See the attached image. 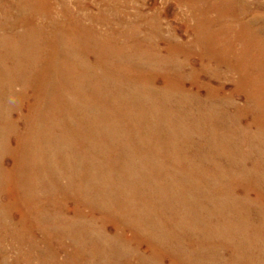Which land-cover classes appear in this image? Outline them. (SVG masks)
<instances>
[{"label": "rangeland", "instance_id": "1", "mask_svg": "<svg viewBox=\"0 0 264 264\" xmlns=\"http://www.w3.org/2000/svg\"><path fill=\"white\" fill-rule=\"evenodd\" d=\"M71 26L77 37L71 32L70 37L60 36L61 29ZM260 43L264 0H0V126L7 128L0 140V171L10 168L18 178L13 173L18 169L21 178L27 177L20 181V193L29 190L26 194L41 207L68 217L59 220L53 233L25 229L18 240L10 231L1 233L0 264H18L17 257L25 259L31 251L35 259L30 264H40L39 254L47 247L45 259L55 258L57 264H183L166 254L151 256L148 235L158 248L186 256L188 264H264ZM52 65L58 73L70 70L80 76L60 83L56 74L42 89V75L53 70ZM44 92L46 96L38 95ZM38 106L55 117L57 138L52 141L43 140L41 133L44 137L47 130L42 121L31 119ZM97 116H110L120 125L110 138L98 128L94 135ZM31 126L36 133L30 132L26 148L16 138L28 135ZM119 142L129 143L130 150L122 152ZM57 156L62 163L57 177H50L38 160L53 165ZM34 158L40 165L35 166ZM146 159L151 164L144 163ZM14 162L22 166L16 169ZM75 163L78 176L72 174ZM59 187L68 189L66 199ZM103 197L127 206L125 217L137 222L136 232L123 225V218L115 220L104 209L93 208ZM7 198L0 190V205ZM76 202L81 211L73 217ZM58 206L66 209V216ZM13 215L5 214L11 226L19 224L18 214ZM65 223L80 229L78 239L69 235ZM203 230L224 242L216 236L204 245ZM93 244L100 245L99 251Z\"/></svg>", "mask_w": 264, "mask_h": 264}, {"label": "bare ground", "instance_id": "2", "mask_svg": "<svg viewBox=\"0 0 264 264\" xmlns=\"http://www.w3.org/2000/svg\"><path fill=\"white\" fill-rule=\"evenodd\" d=\"M136 1V0H135ZM59 5V4H58ZM210 5V4H209ZM226 5V4H225ZM215 6V5H214ZM222 6V5H221ZM13 8V7H12ZM81 12V11H80ZM67 13V12H66ZM108 13V12H107ZM233 13V12H232ZM57 16V15H56ZM39 24V23H38ZM63 25V24H62ZM56 28V27H55ZM172 28V27H171ZM56 32V31H55ZM63 33V34H61L60 36H63V35H68V37H70V35H69V33L71 32L72 33V37H77V34H78V31H77V29H76V27L75 26H71V28H69V29H61L60 30V32L59 33ZM261 32V31H260ZM209 33V32H208ZM263 33V32H262ZM224 35V34H223ZM258 35V34H257ZM40 36V35H39ZM34 37V36H33ZM160 37V36H159ZM67 38V37H66ZM110 39V38H109ZM54 41V40H53ZM36 42H38V41H36ZM62 41H60V43H61ZM67 42V41H66ZM100 42H102V41H100ZM54 44V43H53ZM52 45V44H51ZM76 45V44H75ZM186 45V44H185ZM123 46V45H122ZM37 47V46H36ZM264 47V43H260V48L262 49ZM164 48V47H163ZM257 48H258V46H257ZM53 49V48H52ZM55 50V49H54ZM11 51V50H10ZM79 51H81V50H79ZM201 51V50H200ZM64 52V51H63ZM100 52V51H99ZM98 52V53H99ZM242 52V51H241ZM26 53V52H25ZM42 53V52H41ZM137 55V54H136ZM140 55V54H139ZM245 55V54H244ZM248 55V54H247ZM146 56V55H145ZM189 58V57H188ZM218 59V58H217ZM151 60V59H150ZM163 60V59H162ZM52 61V60H51ZM148 62V61H147ZM180 62V61H179ZM30 63V62H29ZM57 65V64H56ZM56 65H52V68H53V70H46V73L45 74H43L42 76H43V78H41L42 79V85L41 86H43V88L42 89H45L46 90V88H44V85L45 84H47V85H49V84H51L52 83V81L53 80H55V77H57L56 76V74H58V76H59V78L61 79L59 82L61 83V81L62 82H66V81H69L70 83H71V81L73 80V77H75V76H77L76 74H78V76H80V73L78 72L77 73V71L75 72V71H70V70H65L66 71V75L63 73V71L61 72V73H58V70H56V69H58V67H55ZM232 67V66H231ZM157 70V69H156ZM16 71V70H15ZM30 71V70H29ZM64 71V72H65ZM126 73V72H125ZM14 74V73H13ZM62 75V76H61ZM82 76V75H81ZM64 77V78H63ZM87 78V77H86ZM57 79V78H56ZM84 80V79H83ZM58 81V80H57ZM246 81V80H245ZM56 82V81H55ZM59 83V84H60ZM73 83V82H72ZM247 83H249V82H247ZM119 84V83H118ZM46 85V86H47ZM61 85V84H60ZM63 85V84H62ZM84 85V84H83ZM94 85V84H93ZM40 86V85H39ZM54 87H58L57 86V84H54ZM60 87V86H59ZM63 87V86H62ZM67 87V86H66ZM166 88V87H165ZM41 89V88H40ZM52 89V88H51ZM62 89H64V88H62ZM164 89V88H163ZM58 90H60V89H58ZM120 90V89H119ZM24 91V90H23ZM67 91V90H66ZM94 91V90H93ZM92 91V92H93ZM55 92H58V91H55ZM95 92V91H94ZM138 92V91H137ZM162 91H160V93H161ZM166 92V91H165ZM128 93V92H127ZM157 93V92H156ZM261 93H263V92H261ZM39 96H46L47 95V93H42V94H38ZM56 95V94H55ZM54 95V96H55ZM58 95V94H57ZM73 95V94H72ZM161 95V94H160ZM255 96V95H254ZM8 97H10V96H8ZM58 97V96H57ZM51 98H52V96H51ZM162 98V97H161ZM58 99V98H57ZM88 99V98H87ZM91 99V98H90ZM178 99V98H177ZM41 100V99H40ZM39 100V101H40ZM43 100V99H42ZM51 100H53V99H51ZM158 100V99H157ZM49 102V101H48ZM52 102V101H51ZM54 102V101H53ZM57 102V101H56ZM60 102V101H59ZM59 102H57V103H59ZM69 102V101H68ZM83 102V101H82ZM213 102V101H212ZM40 103V102H39ZM56 103V104H57ZM202 103V102H201ZM55 104V103H54ZM55 104V105H56ZM114 104V103H113ZM42 105V104H41ZM44 105V104H43ZM93 106V105H92ZM51 107V106H50ZM157 107V106H156ZM94 108V107H93ZM112 108V107H111ZM146 108V107H145ZM43 108L41 107V106H38V107H36L32 112H33V114H32V116H31V119L33 118V120L37 123L38 121H42V128L43 129H46L47 130V133L45 134L44 133V137H43V134L41 133V136H42V138H43V140L44 141H46V142H49V141H52V139H54V138H57V135L55 134V132H54V125H55V117H53L52 116V114L53 113H51V112H48V116L45 114V112H46V109L43 111L42 110ZM54 109V108H53ZM52 109V110H53ZM65 109V108H64ZM199 109V108H198ZM207 109V108H206ZM56 110V109H55ZM47 111H48V109H47ZM72 111V110H71ZM111 111V110H110ZM134 111V110H133ZM187 111V110H186ZM207 112V111H206ZM64 113V112H63ZM110 113V112H109ZM170 113V112H169ZM189 113H191L192 114V112L190 111ZM147 114V113H146ZM205 114V113H204ZM216 114V113H215ZM27 115V114H26ZM120 115V114H119ZM66 116V115H65ZM101 116V115H100ZM204 116V118H208L207 116H206V114L205 115H203ZM25 117V116H24ZM84 117V116H83ZM11 118V117H10ZM97 118H98V120H94L92 123V131H93V133H94V135H95V129H100L101 131H104V132H106V133H108L107 135H103L104 137H109L110 138V132L112 131V132H114L115 130H116V127H120V125L118 124H116L115 125V123H113L112 121H111V117L110 116H105V117H99V116H97ZM133 118V117H132ZM132 118L131 119H129V120H132ZM158 119V118H157ZM212 119V118H211ZM7 120V119H6ZM10 120V119H9ZM113 120V119H112ZM208 120V119H207ZM126 121V120H125ZM136 121V120H135ZM213 121V120H212ZM125 123V122H124ZM206 123V122H205ZM12 124V123H11ZM210 124V123H209ZM215 124V123H214ZM15 125V124H14ZM33 125V124H32ZM170 125V124H169ZM8 125H6V127H7ZM77 126H79V125H77ZM77 126H75L73 129H75V130H79V129H77ZM183 126V125H182ZM211 126V125H210ZM140 127H145V126H143V125H141ZM12 128V127H11ZM11 128H9V129H11ZM18 129V128H17ZM32 129H33V127L31 126L30 127V130H29V132H28V135H26V133H24L22 136H20V139L19 138H16V140H20V141H22V142H24L25 144H26V146L24 145V147H26V148H29V145H30V141L28 140L29 138L30 139H32V135H34V133H36V131L35 130H33L32 131ZM144 129V128H143ZM1 130H3V131H1ZM4 130L6 131L7 130V128H4V126L3 127H1L0 126V140H1V138H2V134L4 133ZM72 130V129H71ZM11 131H12V129H11ZM44 130H41L40 129V131L39 132H43ZM91 131V132H92ZM223 131V130H222ZM239 131V130H238ZM3 132V133H2ZM30 132H31V136H30ZM54 132V133H53ZM171 132V131H170ZM74 133V132H73ZM100 133V132H99ZM102 134H103V132H101ZM80 134V133H79ZM127 134V133H126ZM203 134V133H202ZM219 134H221V133H219ZM218 134V135H219ZM76 135H78V133L76 134ZM93 135V136H94ZM207 135V134H206ZM215 135V134H214ZM214 135H212V136H214ZM63 136V135H62ZM233 136V135H232ZM258 136V135H257ZM147 137V136H146ZM259 137V136H258ZM139 138V137H138ZM158 138V137H157ZM225 138V137H224ZM231 138V137H230ZM261 138V137H260ZM146 139V138H145ZM153 139V138H152ZM155 139V138H154ZM63 140V139H62ZM159 140V139H158ZM213 140V139H212ZM216 140V139H215ZM227 140H229V139H227ZM256 140V139H255ZM95 141V140H94ZM102 141V140H101ZM109 141L110 142H112L113 140H112V138L111 139H109ZM22 142H20L18 145H19V147L22 149ZM57 142H59L58 141V139H57V141H56V143ZM17 143V142H16ZM55 143V142H54ZM59 143H61V142H59ZM145 143V142H144ZM143 143V144H144ZM263 143V142H262ZM1 144V143H0ZM44 144V143H43ZM108 144H110V143H108ZM52 144H51V142H50V144L48 143L47 144V147H49V149H51L52 148V146H51ZM136 145V144H135ZM134 145V146H135ZM211 145H213V143L211 142ZM16 146V145H15ZM37 146H39V145H37ZM119 146H120V150L122 151V152H126L127 150H130V149H128V148H130L129 146H130V144L129 143H127V142H119ZM151 146V145H150ZM207 146V145H206ZM255 146V145H254ZM54 147V146H53ZM161 147V146H160ZM217 147V146H216ZM256 147V146H255ZM57 148V147H56ZM55 148V149H56ZM59 146H58V150H59ZM118 148V147H117ZM153 148V147H152ZM16 149V148H15ZM17 149H19V148H17ZM213 149H216V148H213ZM236 149V148H235ZM248 149V148H247ZM45 150H47V149H45ZM44 150V151H45ZM201 150V149H200ZM206 150V149H205ZM259 150H261V149H259ZM22 151V150H21ZM118 151V150H117ZM212 151V150H211ZM226 151V150H225ZM23 152V151H22ZM25 152V151H24ZM221 152V151H220ZM229 153V152H228ZM228 153H227V155H228ZM254 153V152H253ZM24 154V153H23ZM34 154V153H33ZM32 154V155H33ZM58 154H62V152L60 151H58ZM80 154V153H79ZM111 154V153H110ZM109 154V155H110ZM113 154V153H112ZM179 154V153H178ZM217 154V153H216ZM122 155V154H121ZM125 155V154H124ZM133 155V154H132ZM210 155V154H209ZM219 155V154H218ZM226 155V156H227ZM255 155V154H254ZM59 156V155H58ZM54 157V159H55V164H47V162H45V163H42L41 162V158H39V160L38 161H40V164L42 165H44L43 166V169L45 168V169H47V171H48V175H50V177L51 176H53L54 175V177L56 178L57 176H56V171H59L58 170V166L62 163V161H60L59 160V157ZM233 156V155H232ZM246 156V155H245ZM244 156V157H245ZM82 157V156H81ZM98 157V156H97ZM208 157V156H207ZM234 157V156H233ZM47 158V157H46ZM72 158V157H71ZM84 158V157H83ZM225 158V157H224ZM228 158V157H227ZM37 159V158H36ZM52 159V158H51ZM64 159V158H63ZM67 159V158H66ZM73 159V158H72ZM132 159V158H131ZM196 159V158H195ZM230 159V158H229ZM241 159V158H240ZM17 160V159H16ZM47 160V159H46ZM77 160V159H76ZM143 160H144V158H143ZM157 160V159H156ZM205 160V159H204ZM18 161V160H17ZM21 161V160H20ZM51 163H53V160H49ZM65 161V160H64ZM68 161V160H67ZM159 161V160H158ZM29 162V161H28ZM33 162L34 163H36V161H35V158H34V160H33ZM124 162V161H123ZM26 163V162H25ZM70 163V162H69ZM78 163V162H77ZM131 163H133V162H131ZM144 163H147V165H149V164H151L149 161H148V159H146L145 161H144ZM195 163V162H194ZM198 163V162H197ZM211 163V162H210ZM224 163V162H223ZM229 163V162H228ZM32 164V163H31ZM37 164L38 165H40L39 163H36L35 164V166H37ZM46 164L48 165V167L46 166ZM235 164H237V163H235ZM68 165V164H67ZM164 165V164H163ZM17 166H22V164H20V163H17V162H14V164H13V167L15 168L16 167V169H17ZM56 166V167H55ZM69 166H71L72 167V165L70 164ZM183 166V165H182ZM210 166V165H209ZM227 166V165H226ZM79 167V166H78ZM126 167V166H125ZM234 167V166H233ZM73 169H72V174L73 175H76V176H78L77 175V173H76V168H77V166H76V163H75V165H74V167H72ZM134 168V167H133ZM198 168V167H197ZM65 169L66 168H64L62 171H65ZM93 169H94V167H93ZM201 169V168H200ZM225 169V168H224ZM234 169V168H233ZM237 169V168H236ZM22 170V169H21ZM68 170V169H67ZM79 170V169H78ZM84 170H85V168H84ZM202 170V169H201ZM219 170H220V168H219ZM61 171V170H60ZM14 172H17V173H15L16 174V176L18 177V178H16V177H14V175L12 174V172H11V170H10V168L9 169H6L5 170V172L3 171V170H1L0 171V174L2 175L1 177H5L4 179H6V181H4V182H2V180H0L1 182H0V190H3L5 193H6V195L8 196V198H7V201L5 202V203H2L1 205H0V242H3L4 241V239H3V237L1 236V233H3V232H7V231H10V234L11 235H14V237L13 238H15L16 237V239L18 240V239H20V237L22 236V234H23V231L22 230H25V229H27V230H34L35 228L36 229H40L41 231L42 230H45V231H47V229H48V231L50 232V231H52V233L54 232V231H56L57 229H58V222H59V220L61 221H66V220H68V217L66 218V217H63V216H56L54 213H52L49 209H47V208H44V207H41L40 206V202L38 201V200H35V197H32L30 194L29 195H27L26 193H29L27 190H25V192L23 191L22 193H20L19 191L21 190V183H20V181H21V179H22V182H23V180H24V178H26V180H27V177H22L21 178V174H20V171L17 169V171L16 170H14L13 171V173ZM94 172H95V170H94ZM120 172V171H119ZM209 172V171H208ZM197 173V172H196ZM201 173V172H200ZM70 174V173H69ZM80 174V173H79ZM91 172L89 173V175L91 176ZM199 174V173H198ZM213 174V173H212ZM216 174V173H215ZM236 174V173H235ZM116 175V174H115ZM144 175V174H143ZM86 176V175H85ZM93 176V175H92ZM95 176H96V174H95ZM198 176V175H197ZM201 176V175H200ZM207 176V175H206ZM238 176V175H237ZM242 176V175H241ZM13 177V178H12ZM211 177V176H210ZM224 177V176H223ZM2 178V179H3ZM61 178V177H60ZM94 178V177H93ZM192 178V177H191ZM34 179V178H33ZM86 179V178H85ZM228 179V178H227ZM75 180V179H74ZM116 180V179H115ZM236 180V179H235ZM96 181L98 182L99 180H97L96 179ZM153 181V180H152ZM150 182V181H149ZM204 182V181H203ZM252 182V181H251ZM29 183H30V180H29ZM46 183V182H45ZM92 183V182H91ZM195 183V182H194ZM3 184H5V186L3 187L2 185ZM54 184V183H53ZM100 184V183H99ZM103 184V183H102ZM101 184V185H102ZM32 185V184H31ZM55 185V184H54ZM191 185H193V184H191ZM22 186H23V183H22ZM45 186V185H44ZM50 186V185H49ZM98 186V185H97ZM28 187V186H27ZM37 187V186H36ZM42 187H43V185H42ZM103 187V186H102ZM105 187V186H104ZM117 187V186H116ZM173 187V186H172ZM180 187V186H179ZM193 187V186H192ZM54 188V187H53ZM60 188V187H59ZM27 189V188H26ZM32 189V188H31ZM42 189V188H41ZM215 189V188H214ZM36 190V189H35ZM60 190H62L63 191V193H64V195H65V199H66V197H67V192L66 191H68V189H66V188H64V187H62V188H60ZM104 190V189H103ZM202 191V190H201ZM221 191V190H220ZM34 192V191H33ZM104 192V191H103ZM252 192V191H251ZM41 193V192H40ZM98 193V192H97ZM216 193V192H215ZM223 193V192H222ZM26 194V195H25ZM38 194V193H37ZM56 194V193H55ZM80 194H83V191L82 190H80V192H79V194H78V196L80 195ZM189 194V193H188ZM207 194V193H206ZM246 194V193H245ZM86 195V194H85ZM97 195V194H96ZM74 196V195H73ZM87 196V195H86ZM94 196V195H93ZM104 197H106V196H110V194L108 195L107 193H104V195H103ZM159 196V195H158ZM249 196V195H248ZM83 197V196H82ZM81 197V198H82ZM104 197L102 198V200L104 199ZM112 197H113V195H112ZM112 197H111V199H109L110 200V202H105L104 200H103V203H102V201L100 202V203H98L97 204V206H95L96 204H92L93 205V208H96V209H104V214L105 215H108V216H110V217H113V218H115V220H117L118 218H123L124 219V222H123V225L124 226H126V227H135L134 228V231L136 232L137 231V229H138V227H136V223L137 222H131L132 220H130V217L129 216H127V217H125V215H127L126 214V211H128V208H127V206H125L122 202H121V200H119V199H116L117 201H115L114 199H112ZM226 197V196H225ZM110 198V197H109ZM262 198V197H261ZM146 199V198H145ZM77 200L79 201V197H77ZM218 200V199H217ZM41 201V200H40ZM72 201V200H71ZM89 201V200H88ZM37 202H39V204L37 203ZM93 202V201H92ZM169 202V201H168ZM105 203H108V205L106 206V204ZM149 203V202H148ZM159 203V202H158ZM219 203V202H218ZM225 203V202H224ZM45 204V203H44ZM80 204V202H76L75 204H74V206H73V214H74V216L73 217H78V215L80 214V208H79V205ZM103 205V207H102V205ZM230 204V203H229ZM255 204V203H254ZM55 205H56V203H54L53 205H52V207L54 206V208H55ZM161 205H162V203H161ZM65 206V205H64ZM117 206H119V207H117ZM147 206V205H146ZM220 206V205H219ZM113 208V212H112V209H110V208ZM115 207H117L118 209H120V210H118L117 208H115ZM153 207V206H152ZM165 207V206H164ZM205 207V206H204ZM69 208V207H68ZM67 208V209H68ZM222 208V207H221ZM57 210L59 211V212H62L63 214H64V216H66L67 214H66V209H64V208H62V207H60V206H58V208H57ZM177 210V209H176ZM179 210V209H178ZM201 210H202V208H201ZM205 210V209H204ZM163 211H164V209H163ZM182 211V210H181ZM221 211V210H220ZM255 211V210H254ZM14 212H16L17 214H18V216H19V218H18V222H19V224H21L22 226H23V228H20L19 227V224L18 225H15V226H13V224H12V226L8 223H6L5 222V214L7 215H9V216H14L13 214H14ZM170 212V211H169ZM224 212V211H223ZM226 212V211H225ZM232 212V211H231ZM61 213V214H62ZM119 213H121V216H119L120 214ZM186 213V212H185ZM196 213V212H195ZM58 214V213H57ZM66 214V215H65ZM103 214V213H102ZM193 214V213H192ZM82 215V214H81ZM132 215H133V213H132ZM131 215V216H132ZM136 215V214H135ZM180 215V214H179ZM159 216V215H158ZM188 216V215H187ZM63 219H62V218ZM146 217H147V215H146ZM200 217V216H199ZM17 218V217H16ZM196 218V217H195ZM140 219V216L138 217V219L137 220H139ZM170 219V218H169ZM102 220V219H101ZM179 220V219H178ZM193 220V219H192ZM206 220V219H205ZM113 221V220H112ZM145 221V220H144ZM221 221V220H220ZM251 221V220H250ZM4 223V224H3ZM106 223V222H105ZM131 223V224H130ZM66 224V223H65ZM202 224H203V222H202ZM228 224V223H227ZM67 225V227H69V230H68V233H69V235L71 236V237H73L74 239H78V236H77V234H79L80 233V229L78 228H75L73 225V223H69V224H66ZM168 225V224H167ZM210 225V224H209ZM61 226V225H60ZM81 226V225H80ZM104 226V225H103ZM122 226V225H121ZM185 226V225H184ZM199 226V225H198ZM202 226V225H201ZM256 226V225H255ZM63 227V226H62ZM192 227V226H191ZM212 227H214V226H212ZM233 227V226H232ZM148 228V227H147ZM152 228V227H151ZM172 228V227H171ZM150 229V228H149ZM148 229V230H149ZM214 229V228H213ZM228 229V228H227ZM60 230V229H59ZM130 230V229H129ZM29 231V232H30ZM44 231V232H45ZM220 231V230H219ZM139 232V231H138ZM177 232V231H176ZM203 232H205V234H204V238H200V242L201 243H203L204 245H206V244H209L210 243V239H215V237L216 236H219V235H216L215 233H213V234H211V233H208V231H204L203 230ZM47 233V232H46ZM61 233V232H60ZM67 233V234H68ZM102 233V232H101ZM141 233V232H140ZM149 233H150V231H149ZM21 234V235H20ZM82 234V233H81ZM161 234V233H160ZM164 234H166V233H164ZM176 234V233H175ZM178 234V233H177ZM181 233H179V235H180ZM186 234V233H185ZM232 234V233H231ZM19 235V236H18ZM31 235V234H30ZM51 235V234H50ZM172 235H174V234H172ZM171 235V236H172ZM187 235V234H186ZM223 235V234H222ZM228 234H226V235H224L225 237H227L228 238V240H230V237L229 236H227ZM244 235V234H243ZM4 236V235H3ZM84 236V235H83ZM92 236V235H91ZM134 236V235H133ZM136 236V235H135ZM164 236V235H163ZM35 237V236H34ZM197 237V236H196ZM41 238H43V237H41ZM47 238V237H46ZM83 238V237H82ZM88 238V237H87ZM110 238V237H109ZM187 238V237H186ZM219 241L220 242H224L223 241V238H221V236H219ZM226 238V239H227ZM11 239V238H10ZM37 239V238H36ZM50 239V238H49ZM48 239V240H49ZM99 239V238H98ZM146 239H147V241H148V246H150L151 248H153L154 250H152V252L150 253V255L152 256H157V258L158 257H164L165 258V254L166 255H169V257L171 258V259H173L174 261L175 260H180V263H183V264H188L191 260H188V258L186 259L185 257H183V258H181L180 257V255L179 256H177V251L175 250V251H172V252H170V253H168V251H166L165 249H162V248H158V246L156 245V242L155 241H152L151 239H149V235L148 236H146ZM183 239V238H182ZM46 240V239H45ZM142 240V239H141ZM173 240V239H172ZM37 241V240H36ZM49 241H51V240H49ZM78 241V240H77ZM143 241V240H142ZM177 241H179L180 242V240H177ZM250 241V240H249ZM259 241V240H258ZM35 242V241H34ZM79 242V244H80V246L82 247L83 246V244H81L80 243V241H78ZM137 242V241H136ZM139 242V241H138ZM245 242V241H244ZM20 243V242H19ZM36 243V242H35ZM111 243V242H110ZM166 243V242H165ZM258 243V242H257ZM34 244V243H33ZM40 244V243H39ZM184 244V243H183ZM211 244V243H210ZM17 245V244H16ZM35 245V244H34ZM78 245V244H77ZM94 245V244H93ZM138 245V244H137ZM177 245V244H176ZM95 246V249L97 250V251H99L97 248H100V245L98 246V245H94ZM115 246V245H114ZM153 246V247H152ZM259 246V245H258ZM58 247V246H57ZM76 247V246H75ZM78 247H79V245H78ZM118 247H120V245H118ZM123 247V246H122ZM179 247V246H178ZM206 247V246H205ZM210 247V246H209ZM208 247V248H209ZM43 248V247H42ZM46 248V247H45ZM80 248V247H79ZM171 248V247H170ZM259 248V247H258ZM84 249V248H83ZM180 249V248H179ZM199 249V248H198ZM46 252L45 253H41V254H39L40 256L38 257V263H40V264H57L59 261H56L55 260V258H54V261H53V259L51 260V261H49L48 259H45L46 258V256H47V253L49 252L48 250H49V247H47L46 249ZM90 250V249H89ZM25 251V250H24ZM43 251V250H42ZM116 251V250H115ZM118 251H120V250H118ZM146 252V251H145ZM190 252V251H189ZM198 252V251H197ZM80 252H78V254H79ZM180 254H181V252H179ZM178 253V254H179ZM183 253V252H182ZM199 253V252H198ZM208 253V252H207ZM211 253V252H210ZM243 253V252H242ZM78 254H77V256H78ZM186 254V253H185ZM18 255V254H17ZM54 255V254H53ZM80 255V254H79ZM93 255V254H92ZM96 255V254H95ZM182 255V254H181ZM184 255V254H183ZM191 255H193V254H191ZM91 256V255H90ZM94 256V255H93ZM210 256V255H209ZM252 256V255H251ZM115 257H116V255H115ZM139 257V256H138ZM210 257H212V256H210ZM245 257V256H244ZM18 259H16L17 260V263L18 264H30L34 259H35V257H34V255H33V253H32V251L31 252H28V254L26 255V258L25 259H22L21 258V256H18L17 257ZM130 258V257H129ZM190 258V257H189ZM213 258V257H212ZM151 259H153V258H151ZM186 259V260H185ZM194 259V258H193ZM197 259V258H196ZM58 260V259H57ZM77 260V259H76ZM188 260V261H187ZM252 259H249V260H246L245 262H250ZM42 261H44V262H42ZM157 261V260H156ZM165 261V260H164ZM194 261V260H193ZM52 262V263H51ZM68 262V261H67ZM72 262H76L75 260L74 261H72ZM177 262H179V261H177ZM206 263H201V264H207V261H205ZM1 263V262H0ZM146 262H140V263H138V264H145ZM170 263V262H169ZM172 263V262H171ZM216 263V262H215ZM5 264V263H4ZM149 264V263H148ZM167 264V263H166ZM212 264H213V262H212Z\"/></svg>", "mask_w": 264, "mask_h": 264}]
</instances>
